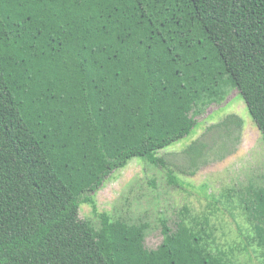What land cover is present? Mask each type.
<instances>
[{"label":"trees","instance_id":"obj_1","mask_svg":"<svg viewBox=\"0 0 264 264\" xmlns=\"http://www.w3.org/2000/svg\"><path fill=\"white\" fill-rule=\"evenodd\" d=\"M230 90L264 142V0H0V264H230L185 218L148 250L147 224L78 215L134 159L178 184L157 153ZM241 127L228 115L207 129L217 151L188 145L190 174ZM251 194L264 257V188Z\"/></svg>","mask_w":264,"mask_h":264},{"label":"rangeland","instance_id":"obj_2","mask_svg":"<svg viewBox=\"0 0 264 264\" xmlns=\"http://www.w3.org/2000/svg\"><path fill=\"white\" fill-rule=\"evenodd\" d=\"M228 115L242 120L234 152L222 160L215 159L210 152L208 162L200 164L191 175L192 168L183 150L201 140L217 151L215 143L220 142L207 129ZM195 120L194 134L157 153L178 184L169 183L167 170L134 159L111 173L101 188L90 194L96 212L90 204H82L79 218L95 229L100 227L97 215L103 213L112 220L147 224L144 245L148 250H155L162 242V220L174 229L185 218L191 228H203L211 236V250L223 252L230 264H264L262 250L254 240L255 223L251 211L246 210L251 208L252 190L264 188V142L260 132L237 90L228 91L219 104L200 106ZM231 143L225 148L230 150Z\"/></svg>","mask_w":264,"mask_h":264}]
</instances>
